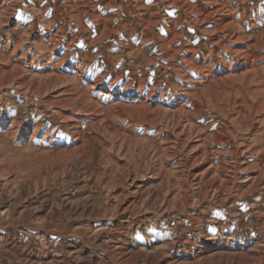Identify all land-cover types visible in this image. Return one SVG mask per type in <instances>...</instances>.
<instances>
[{
  "label": "rangeland",
  "instance_id": "obj_1",
  "mask_svg": "<svg viewBox=\"0 0 264 264\" xmlns=\"http://www.w3.org/2000/svg\"><path fill=\"white\" fill-rule=\"evenodd\" d=\"M83 1L69 11L64 0H0V236L58 257L79 243L61 264H119L111 248L126 236L125 264H136L148 244L196 250L264 233L263 154L232 149L240 100L231 109L224 92L197 96L192 68L204 58L236 64L247 43L264 71V0ZM223 15L236 24L213 33ZM0 261L14 264L6 253Z\"/></svg>",
  "mask_w": 264,
  "mask_h": 264
},
{
  "label": "bare ground",
  "instance_id": "obj_2",
  "mask_svg": "<svg viewBox=\"0 0 264 264\" xmlns=\"http://www.w3.org/2000/svg\"><path fill=\"white\" fill-rule=\"evenodd\" d=\"M3 1L6 2L8 0H3ZM98 2H100V0L93 1L95 6L97 5ZM114 2L115 0H109L108 5H112L114 4ZM82 5H84L83 0H77L76 3L73 0H64L63 2V6L68 7L69 11H73L76 8L79 9V7H81ZM191 8H193V6L190 7V9ZM221 10H223V8ZM197 14H198L197 23H204L206 22L208 17L210 15L212 16L213 14H215V12L212 11V13H204V14L197 13ZM151 16L152 15L148 12L147 17L149 19L148 20L149 23H152L151 20L153 18ZM223 16L224 17L219 18L215 21L214 29L212 31L213 33L219 32L236 24V20L234 19V17H230L226 15ZM52 20L55 21V18L53 17ZM171 36H172L171 40H169L168 42L170 46V53H172V55H176L178 49L175 48V41L178 36L176 33H172ZM218 44L221 45L225 44V40L222 39L218 40ZM245 45L242 46V50L240 49V51H242V56H240L241 61L236 64L227 63L225 61L216 63L208 58H204L201 61L200 60L195 61L194 65H192L193 66L192 68L199 75V79H200L198 86L195 88V93L197 96H202L204 94H207L209 100L213 101L214 97H218L224 92L229 97L227 101L228 108L234 106L236 100H240L239 107L238 109H236V111L237 110L239 111L237 112L235 111L238 116L237 118H235L234 116L235 119L231 121L233 131L231 132L230 136L231 139L233 140L232 142L235 144L233 145L232 149L237 150L239 147H241L246 152H250V153L251 151L253 152V150H260L263 155L260 158L258 157L259 159H257L256 163L258 166L261 167V169H264L263 168L264 165L262 164L264 159V119L261 120V126L258 131V134L255 133L251 138L247 137L250 131L252 129L254 130V125L256 124L255 123L256 117L264 116V71H262L263 68L261 69L260 67V59L256 56V54L252 52L254 48H250L251 46H247V43ZM256 45H261V44L258 43ZM189 47H187L188 52L190 51ZM233 50L229 49L225 51L232 54ZM186 100H187L186 95L185 97L184 96L179 97V101L182 102V106L186 104ZM123 110H125V112H128L129 114L135 117H138L140 119L143 118L142 117L143 111L141 107L139 108V110L123 107ZM195 114H196L195 116H198L200 114L199 107L195 109ZM238 130L239 131L241 130L243 134V136H241L240 138H237ZM204 139H208V138L205 137ZM214 139H215L216 148H222V147L225 148L224 146L227 144V142L220 133L215 135ZM237 139H239L240 142L239 144L235 143ZM254 143H256V145ZM233 156H237V154ZM252 179H253L252 185L254 186H256L258 183H261L263 181L262 172L256 174V176L253 177ZM123 201L124 198L122 197L120 205L122 204ZM262 228L256 229V233L254 236L251 237V239H244V237L241 235L242 243H238L237 240H233L232 243L231 242L229 243L228 241L226 242L207 241L206 243L197 246L198 248H196V250L193 249L183 250L182 248L177 246H170L169 250L167 251V250L159 249L160 247L157 249L154 246L148 244V248H144V249L142 248L144 252L139 251V254L136 255L135 257L136 264H198V262L200 261L202 262L207 259L210 260L212 257L215 256H217L220 259L219 262H223L221 264H264V250H263L264 233L262 232ZM14 238L15 237L8 239L6 235L0 236V258L2 257L3 253H6L9 255L10 261L13 262L14 264H61L64 255L67 254L68 252L72 251L73 249L79 251L83 250V248L79 246V243L73 242L72 244H65L62 247V249L58 251L57 254L60 257L51 255L47 247L42 249L38 248L35 250V253L33 254L32 252H29L30 250L27 251L26 248L19 246L15 242L16 238L15 239ZM119 239L122 240L120 248L116 250L114 247L111 248V251L115 252L116 263L125 264L126 257H129V255H131L132 253V249L130 248L132 246V242L126 236H120ZM147 249L151 250V252L148 253L146 251ZM19 254L25 255V259L18 260ZM224 257L226 258L225 260L223 259ZM0 264H2L1 261ZM73 264H86V262H82V263L77 262Z\"/></svg>",
  "mask_w": 264,
  "mask_h": 264
}]
</instances>
